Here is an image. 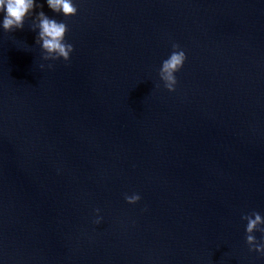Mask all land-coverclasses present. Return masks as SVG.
Returning <instances> with one entry per match:
<instances>
[{
	"label": "water",
	"instance_id": "obj_1",
	"mask_svg": "<svg viewBox=\"0 0 264 264\" xmlns=\"http://www.w3.org/2000/svg\"><path fill=\"white\" fill-rule=\"evenodd\" d=\"M37 3L74 51L0 27V264H264V0Z\"/></svg>",
	"mask_w": 264,
	"mask_h": 264
},
{
	"label": "clouds",
	"instance_id": "obj_2",
	"mask_svg": "<svg viewBox=\"0 0 264 264\" xmlns=\"http://www.w3.org/2000/svg\"><path fill=\"white\" fill-rule=\"evenodd\" d=\"M46 3L54 13L62 14L66 18L77 15L78 9L73 0H46ZM43 7L44 5L37 3V0H0V13H3L0 27L5 32L22 30L26 19L33 17L30 29L37 32L35 43L42 49V59L45 61L63 59L68 62L74 51V46L65 39L69 31L68 25L47 16L42 10ZM37 8L41 9L38 13L34 11ZM186 59L185 51L179 44L173 43L171 53L162 61L158 71L159 79L167 91H176L178 81L175 74L181 70ZM40 67L44 68V65L41 64ZM47 67L52 68L53 65L48 64ZM156 87H159V84ZM124 199L129 204H136L141 200V196L137 193L125 194ZM95 211L99 214L100 210ZM102 219L103 217L97 215L94 223L100 224ZM241 219L247 222L245 240L249 251L264 256V217L259 212L252 211L250 214L242 215ZM256 232L261 233L260 240L254 235Z\"/></svg>",
	"mask_w": 264,
	"mask_h": 264
}]
</instances>
